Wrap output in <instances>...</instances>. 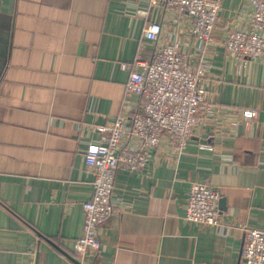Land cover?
I'll return each mask as SVG.
<instances>
[{
	"label": "crops",
	"instance_id": "0c3cea01",
	"mask_svg": "<svg viewBox=\"0 0 264 264\" xmlns=\"http://www.w3.org/2000/svg\"><path fill=\"white\" fill-rule=\"evenodd\" d=\"M250 8L222 0L201 51L187 14L149 0H0V264H71L93 191L83 153L94 126L136 108L130 64L167 40L205 63L209 107L180 153L162 137L143 168L116 171L121 203L92 264H238L244 229L264 227V54L239 58L220 40L248 25ZM150 21L161 24L155 41L143 34ZM194 181L219 189L228 226L185 219Z\"/></svg>",
	"mask_w": 264,
	"mask_h": 264
},
{
	"label": "built area",
	"instance_id": "2783aa9c",
	"mask_svg": "<svg viewBox=\"0 0 264 264\" xmlns=\"http://www.w3.org/2000/svg\"><path fill=\"white\" fill-rule=\"evenodd\" d=\"M163 4L191 18L188 36L201 51L214 40L222 0H149ZM246 27L226 28L220 40L223 49L236 57L256 58L264 54V0H250ZM161 24L150 21L143 27L144 37L155 41ZM205 63L192 65L177 40L156 46L149 57L137 55L130 64L125 94L140 100L129 113L96 124L99 139L86 147L83 156L93 173L92 195L82 202V233L74 240L71 264H92L101 248L99 229L116 211L121 198L114 195V178L119 168H143L153 149L166 137L173 151L180 153L203 122L200 111L209 107L205 85ZM127 101V99H126ZM245 118L256 114L244 109ZM127 120V121H126ZM203 148L212 149L208 144ZM220 191L206 183H191L185 200V219L213 227L228 226L219 208ZM238 264H264V227L244 229Z\"/></svg>",
	"mask_w": 264,
	"mask_h": 264
},
{
	"label": "water",
	"instance_id": "95a60500",
	"mask_svg": "<svg viewBox=\"0 0 264 264\" xmlns=\"http://www.w3.org/2000/svg\"><path fill=\"white\" fill-rule=\"evenodd\" d=\"M223 203H224V199H221L220 198V200H219V206H220L221 209L224 207Z\"/></svg>",
	"mask_w": 264,
	"mask_h": 264
}]
</instances>
